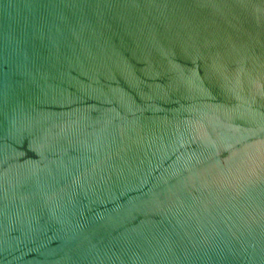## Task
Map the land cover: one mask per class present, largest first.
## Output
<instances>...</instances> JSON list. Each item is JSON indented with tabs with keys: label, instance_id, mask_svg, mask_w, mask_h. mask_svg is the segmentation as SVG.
<instances>
[{
	"label": "water",
	"instance_id": "1",
	"mask_svg": "<svg viewBox=\"0 0 264 264\" xmlns=\"http://www.w3.org/2000/svg\"><path fill=\"white\" fill-rule=\"evenodd\" d=\"M0 264H264V0H0Z\"/></svg>",
	"mask_w": 264,
	"mask_h": 264
}]
</instances>
